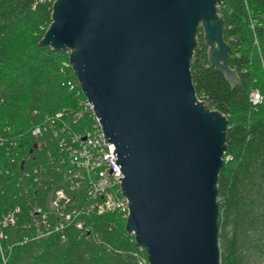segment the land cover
I'll use <instances>...</instances> for the list:
<instances>
[{
  "label": "trees",
  "instance_id": "trees-1",
  "mask_svg": "<svg viewBox=\"0 0 264 264\" xmlns=\"http://www.w3.org/2000/svg\"><path fill=\"white\" fill-rule=\"evenodd\" d=\"M54 1L0 0V218L15 214L14 224L0 227V264H149L117 210L84 215L89 231L70 223L40 235L42 216L32 210L46 207L51 188L81 198L61 155L94 122L69 52L40 43ZM219 12L241 83L232 87L209 62L203 28L191 73L196 94L229 120L217 182L221 264H264V0H223Z\"/></svg>",
  "mask_w": 264,
  "mask_h": 264
},
{
  "label": "water",
  "instance_id": "water-1",
  "mask_svg": "<svg viewBox=\"0 0 264 264\" xmlns=\"http://www.w3.org/2000/svg\"><path fill=\"white\" fill-rule=\"evenodd\" d=\"M223 0H55L40 43L69 52L116 162L125 229L149 264H221L218 177L229 120L200 100L191 66L203 28L232 87ZM37 147V144H35Z\"/></svg>",
  "mask_w": 264,
  "mask_h": 264
},
{
  "label": "built area",
  "instance_id": "built-area-1",
  "mask_svg": "<svg viewBox=\"0 0 264 264\" xmlns=\"http://www.w3.org/2000/svg\"><path fill=\"white\" fill-rule=\"evenodd\" d=\"M251 96L255 103L262 99L258 90L253 91ZM199 98L204 100V96ZM81 105L84 111L93 115L94 122L85 131L75 133L73 142L64 145L61 155V161L68 169L70 189H79L81 198L73 197L64 187L51 188L46 197V207L37 205L32 210L42 216L44 230L41 236L61 230L70 223L80 230L89 231L91 227L85 225L84 215L115 210L123 212L126 217L129 214V200L122 192L120 179L124 174L114 153L116 146L105 141L104 129L95 114L94 105L86 97ZM39 131L40 127L34 133ZM19 209L16 207L15 211ZM14 223L13 212L0 218V227ZM2 237L0 231V240Z\"/></svg>",
  "mask_w": 264,
  "mask_h": 264
}]
</instances>
